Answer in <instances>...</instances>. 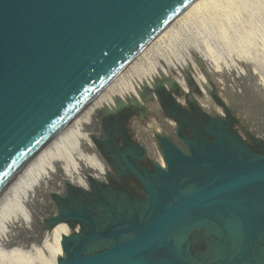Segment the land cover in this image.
I'll list each match as a JSON object with an SVG mask.
<instances>
[{"label": "water", "instance_id": "water-1", "mask_svg": "<svg viewBox=\"0 0 264 264\" xmlns=\"http://www.w3.org/2000/svg\"><path fill=\"white\" fill-rule=\"evenodd\" d=\"M191 1L0 0V186ZM185 79L198 94L193 77ZM167 89L185 95L173 80L166 88L159 81L142 101L129 103L145 110L143 102L159 104L158 92ZM206 115L212 140L190 143L188 153L156 136L166 168L146 186L142 217L97 231L84 206L60 210L69 189L88 191L70 185L65 195H53L57 212L49 227L76 218L90 228L79 242L61 237L56 264H264V153L251 151L235 131H222L230 111ZM198 228L211 236L205 261L187 252V235ZM123 234L129 237L120 241ZM99 237L115 243L91 250Z\"/></svg>", "mask_w": 264, "mask_h": 264}, {"label": "bare ground", "instance_id": "bare-ground-1", "mask_svg": "<svg viewBox=\"0 0 264 264\" xmlns=\"http://www.w3.org/2000/svg\"><path fill=\"white\" fill-rule=\"evenodd\" d=\"M219 1L222 0H192L188 3L3 181L0 186V264L57 263L61 237L69 234L70 230L65 222L48 226L57 212L53 195L63 196L70 185L85 188L90 181H101L103 178L105 165L94 141L99 134V116L103 108L131 100L142 101L141 94L154 84L166 82V88L168 81L173 80L210 116L222 118L225 109L235 110L236 113L241 111L236 110L232 89L235 85L233 79L243 74L241 65L244 63L245 66L246 62L241 59L243 51H239L236 59L241 64L235 66L237 75L231 78L230 69L218 58L211 44L188 36L178 37L181 30L179 23ZM230 17L232 15L228 11L226 18ZM186 73L193 77L199 95L191 92L185 79ZM262 82L264 76L256 86H264ZM211 86L218 88L222 108L210 96ZM260 91L264 92V89ZM179 102L183 103V98L180 97ZM143 103L150 112L148 124L142 126L134 122L133 126L137 139L161 163L156 136H173L175 124L164 117L156 101ZM239 117L252 133L264 136L263 118V122L257 124L244 118L243 113H239ZM29 208L35 213L32 220L36 223L35 227L29 225Z\"/></svg>", "mask_w": 264, "mask_h": 264}, {"label": "flooded vegetation", "instance_id": "flooded-vegetation-1", "mask_svg": "<svg viewBox=\"0 0 264 264\" xmlns=\"http://www.w3.org/2000/svg\"><path fill=\"white\" fill-rule=\"evenodd\" d=\"M180 97L183 98V103L179 102ZM158 101L162 114L175 124V134L165 137L182 151L188 153V145L192 142L202 145L205 140H212L205 129L209 126L208 116L190 95L167 89L158 92ZM105 110L102 115L100 113L99 134L96 137V147L105 165L104 176L101 181H90L87 187L81 188L88 192L68 190L67 187L68 192L66 190L65 193L67 192L69 201H60L62 212L70 210L80 212L79 207L84 206L86 211L91 213L97 231L108 228L114 220L121 218L133 220L142 217L149 204L146 186L151 185L152 180L158 179L160 169L166 168L160 143L158 142L163 164L137 139L133 125L134 122H139L140 125L145 123L144 116L150 114L146 106L144 110L124 103L107 107ZM222 120V131L230 133L232 119L229 117ZM239 137L251 151L257 154L264 153L258 144V141L264 144L263 138L250 137L249 141H245L243 136ZM93 182L100 184H92ZM66 224L70 230L69 234L78 242L82 239L81 234L85 235L90 230L86 223L76 218L67 219ZM208 233L207 229L198 228L187 235V252L191 257L205 261L211 237ZM128 237L123 234L119 239L124 241ZM114 243L113 238L99 237L89 246L95 251L108 248Z\"/></svg>", "mask_w": 264, "mask_h": 264}, {"label": "rangeland", "instance_id": "rangeland-1", "mask_svg": "<svg viewBox=\"0 0 264 264\" xmlns=\"http://www.w3.org/2000/svg\"><path fill=\"white\" fill-rule=\"evenodd\" d=\"M231 1L232 3H230ZM209 6L210 7L207 6V8L205 7V9L199 12L191 14L185 22L179 23L178 25H180L181 30L178 37L181 39L183 36H188L197 39L198 42L203 40L205 43L211 44V46L216 49L218 58L226 63V66L230 69L231 78L237 75L235 66L239 67L241 64L240 61L236 59H238L237 56L239 53L243 51L241 53L243 56L240 54L241 59L246 61L245 66L244 63L241 65L243 74L237 75V77L233 79V84L235 85L234 89H232L233 93H235L233 99L237 107L236 110L238 109L241 111H237V114L235 110H228L230 111L229 117L232 119L231 128L233 131L243 136L245 141H249L250 137L256 136L259 139H264L261 133L257 135L252 133L250 128L246 126L239 117V113H243L244 118L247 117L246 119L251 122H256L257 124H259L260 121L263 122L262 118L264 119V92L260 91V89H264V86H256V83L261 82V78L264 76L261 75L264 72V64L261 65L264 63V0H222L215 5L211 4ZM228 11L231 12L232 15L230 19L226 18ZM250 59L252 61L254 59L255 62H251ZM260 61L262 62L260 63ZM251 69H253L254 72L252 71L250 73L249 71H251ZM260 69L261 73L259 72ZM162 83L164 84L166 82ZM211 89L215 97L212 95L210 96L213 98L214 102L221 107V99L217 95L218 88L211 86L210 90ZM164 117L170 119L167 116ZM144 119L145 123L143 122L142 125H145L149 121L150 114L148 113L146 117L144 116ZM29 209L28 214L31 219L29 225L35 227L36 223L32 221L35 213L32 211V208Z\"/></svg>", "mask_w": 264, "mask_h": 264}]
</instances>
